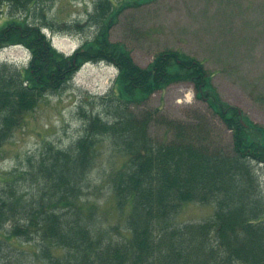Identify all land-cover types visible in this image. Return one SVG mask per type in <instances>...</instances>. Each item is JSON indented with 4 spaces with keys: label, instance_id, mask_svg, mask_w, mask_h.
<instances>
[{
    "label": "trees",
    "instance_id": "trees-1",
    "mask_svg": "<svg viewBox=\"0 0 264 264\" xmlns=\"http://www.w3.org/2000/svg\"><path fill=\"white\" fill-rule=\"evenodd\" d=\"M52 1L0 0V15L10 13L0 25V47L23 44L32 55L28 68L0 62V146L43 97L72 85L85 63L115 65L119 76L102 96L103 110L81 104L80 138L31 161L25 181L7 179L0 191V264H25L14 240L38 243L45 264H264V126L218 96L198 58L168 48L146 67L135 62L124 43L110 38L122 0H100L89 22L93 38L71 54L57 50L44 32L52 24L46 18ZM188 80L209 114L231 130L230 144L213 138L206 113L184 120L159 107L140 108L156 91ZM158 117L166 128L161 140L150 134ZM100 138L124 155L123 167L111 175L116 203L110 211L126 217L109 226L84 187ZM190 202L212 204L213 214L178 221Z\"/></svg>",
    "mask_w": 264,
    "mask_h": 264
},
{
    "label": "rangeland",
    "instance_id": "rangeland-1",
    "mask_svg": "<svg viewBox=\"0 0 264 264\" xmlns=\"http://www.w3.org/2000/svg\"><path fill=\"white\" fill-rule=\"evenodd\" d=\"M100 0H53L46 5L47 33L61 51L72 53L84 41L93 38L95 29L89 27L91 16ZM122 0L125 4L111 29L112 41L122 42L135 62L146 67L159 52L168 48L178 50L204 62L212 74V82L223 100L243 109L249 121L264 126V0ZM21 17L25 12L19 13ZM10 18L7 10L0 15V25ZM73 25V28H68ZM27 53L21 47H0L3 59L17 60ZM119 70L115 65L85 63L74 77L72 85L57 94L43 97L39 104L24 115L19 127L0 146V191L7 179L22 176L31 161L40 159L47 149L70 146L84 133L81 104L90 112L103 110L102 96H108L116 83ZM206 100L198 97L194 81L168 85L156 91L148 105L140 108H161L172 118L189 119L203 112L213 127V138L230 144L232 132L217 117H212ZM159 118L150 126L157 140L165 136L166 128ZM124 165V155L109 146L108 138H100L92 152V168L88 175L86 193L98 206L100 220L109 226L122 223L124 211L116 213L111 175ZM264 186V171L259 172ZM262 188V187H261ZM264 189V187H263ZM129 209L126 210L128 212ZM214 211L212 204L190 202L184 205L178 221L203 220ZM102 223V226H103ZM1 237V234H0ZM25 264H45L37 255L38 243L18 244ZM17 245V246H16ZM57 254L62 250L55 249Z\"/></svg>",
    "mask_w": 264,
    "mask_h": 264
}]
</instances>
